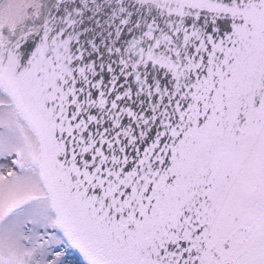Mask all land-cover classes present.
Masks as SVG:
<instances>
[{
  "label": "water",
  "instance_id": "water-1",
  "mask_svg": "<svg viewBox=\"0 0 264 264\" xmlns=\"http://www.w3.org/2000/svg\"><path fill=\"white\" fill-rule=\"evenodd\" d=\"M0 31L82 260L264 264V0H52Z\"/></svg>",
  "mask_w": 264,
  "mask_h": 264
},
{
  "label": "rangeland",
  "instance_id": "rangeland-1",
  "mask_svg": "<svg viewBox=\"0 0 264 264\" xmlns=\"http://www.w3.org/2000/svg\"><path fill=\"white\" fill-rule=\"evenodd\" d=\"M39 0H5L0 27H18ZM40 4V3H39ZM6 34L0 33V48ZM4 53L0 49V64ZM39 144L0 82V264H85L56 227L41 183Z\"/></svg>",
  "mask_w": 264,
  "mask_h": 264
},
{
  "label": "flooded vegetation",
  "instance_id": "flooded-vegetation-1",
  "mask_svg": "<svg viewBox=\"0 0 264 264\" xmlns=\"http://www.w3.org/2000/svg\"><path fill=\"white\" fill-rule=\"evenodd\" d=\"M4 1L5 0H0V4H2ZM47 2H48V0H39V3L40 4L36 1L37 8L27 7V9H26V15L24 17V22L22 24H19L18 26L23 25L27 21V19L35 20L36 18H38L39 16H41L42 15V11L46 7ZM4 26L10 27L8 25H4ZM1 27H3V26H1ZM12 28H15V27H12Z\"/></svg>",
  "mask_w": 264,
  "mask_h": 264
},
{
  "label": "bare ground",
  "instance_id": "bare-ground-1",
  "mask_svg": "<svg viewBox=\"0 0 264 264\" xmlns=\"http://www.w3.org/2000/svg\"><path fill=\"white\" fill-rule=\"evenodd\" d=\"M52 0H48V2H47V4H46V7H48L49 5H50V2H51Z\"/></svg>",
  "mask_w": 264,
  "mask_h": 264
}]
</instances>
